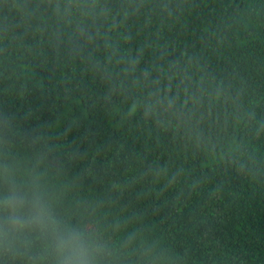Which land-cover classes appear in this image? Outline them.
<instances>
[{"label": "trees", "instance_id": "obj_1", "mask_svg": "<svg viewBox=\"0 0 264 264\" xmlns=\"http://www.w3.org/2000/svg\"><path fill=\"white\" fill-rule=\"evenodd\" d=\"M55 28L41 0H0V112L52 149L67 204L122 221L118 242L135 232L131 264L142 242L164 264H264V0H148L121 29L144 62L195 56L237 98L246 119L215 149L129 116L92 67L103 52ZM221 146L236 151L222 159Z\"/></svg>", "mask_w": 264, "mask_h": 264}, {"label": "clouds", "instance_id": "obj_2", "mask_svg": "<svg viewBox=\"0 0 264 264\" xmlns=\"http://www.w3.org/2000/svg\"><path fill=\"white\" fill-rule=\"evenodd\" d=\"M146 2L41 0L56 21L57 38L67 33L76 51L103 52L102 58L94 56L92 67L110 96L123 97L129 116L139 113L186 144L215 149L224 130L246 116L195 56L148 63L142 50L121 47V29ZM160 7L167 11L169 3ZM21 146L32 151L22 152ZM51 151L39 134L19 129L12 115L0 112V264H131L129 246L137 234L118 242L114 237L122 221L107 223L90 203L69 206L62 168L53 163ZM234 151L221 146L216 154L231 158ZM131 252L137 264H164L154 245L142 242L138 253Z\"/></svg>", "mask_w": 264, "mask_h": 264}]
</instances>
